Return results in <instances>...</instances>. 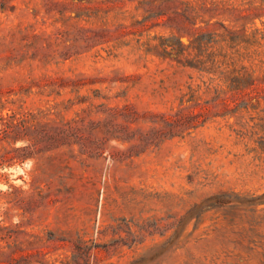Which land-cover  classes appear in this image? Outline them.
<instances>
[{
    "label": "rangeland",
    "instance_id": "374dc122",
    "mask_svg": "<svg viewBox=\"0 0 264 264\" xmlns=\"http://www.w3.org/2000/svg\"><path fill=\"white\" fill-rule=\"evenodd\" d=\"M0 264H264V0H0Z\"/></svg>",
    "mask_w": 264,
    "mask_h": 264
},
{
    "label": "trees",
    "instance_id": "16d2710c",
    "mask_svg": "<svg viewBox=\"0 0 264 264\" xmlns=\"http://www.w3.org/2000/svg\"><path fill=\"white\" fill-rule=\"evenodd\" d=\"M73 84H76V82L74 80H72ZM84 97H80L78 98V100L83 99ZM123 108H119V107H112V106H107L106 108V116L98 121L95 120H89V122L86 124V129L88 130V134H94V131H96V129H100L104 128L103 132H104V136H103V142H106L107 139L111 138V137H117V138H122V139H126L125 136H122L121 134H116V130L114 129V127L116 125H118L117 122L114 121L115 117L120 114L122 115V117H125V114L123 113ZM81 121L76 119V118H72L69 120H62L61 121V127L59 128V135H60V144H72V143H79L80 140V129L79 126L77 125V122ZM50 124L48 121L45 122V125ZM19 127V125L17 124H13V126L11 127ZM35 126V124H31L28 126V128ZM3 131H6V128L2 129ZM87 140L88 142L91 141V137H89L87 135ZM102 142V141H101ZM82 147L84 144H81ZM89 150H94L95 148H91V146H88ZM84 151H89L85 148Z\"/></svg>",
    "mask_w": 264,
    "mask_h": 264
}]
</instances>
